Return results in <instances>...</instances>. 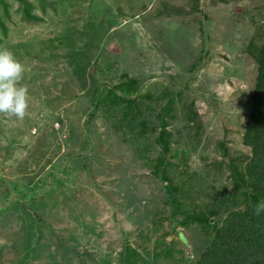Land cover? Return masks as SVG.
<instances>
[{
    "label": "rangeland",
    "instance_id": "rangeland-1",
    "mask_svg": "<svg viewBox=\"0 0 264 264\" xmlns=\"http://www.w3.org/2000/svg\"><path fill=\"white\" fill-rule=\"evenodd\" d=\"M0 17V48L25 65L30 97L23 120L0 113V264H123L125 245L136 264H197L209 236L154 172L150 128L171 94L172 148L189 164L182 199L239 207L224 152H249L247 48L264 43V0H0ZM130 79L136 117L95 107Z\"/></svg>",
    "mask_w": 264,
    "mask_h": 264
},
{
    "label": "trees",
    "instance_id": "trees-1",
    "mask_svg": "<svg viewBox=\"0 0 264 264\" xmlns=\"http://www.w3.org/2000/svg\"><path fill=\"white\" fill-rule=\"evenodd\" d=\"M0 26L6 31V24L1 17ZM202 37L204 38V35ZM200 40L202 44L205 43L204 39ZM247 53L257 66L254 88L250 94L253 107L243 125V144L249 152L232 156L227 150L224 152L226 155L224 163L227 164L231 177L236 181L238 191L236 199L233 193L229 194L228 198L234 196V199L239 201V207L227 206L225 195L220 199L214 198L211 194L207 195L208 200L199 210H195L196 208L190 204L192 202L182 199L185 195L183 188L186 186L185 174L189 170V164L186 150L182 153L172 148V133L168 128L167 120L171 116L175 101L171 94H165L167 104L158 112L160 129L157 130L155 126L150 128L157 132L155 141L160 149L156 156L154 172L164 181L174 203L182 207L187 216L199 224L209 236V242L201 252L197 264H264V212L259 214L256 212V206L264 203V43L258 45L255 41H251ZM206 54L209 57L210 51ZM138 84L137 79H130L106 87L105 93L106 90L109 92L101 96L98 105L94 103L95 107L98 108L103 104L110 116L114 114L112 117L121 112L120 108H125V117H136L138 99L135 94L139 90L136 87ZM90 116L93 117L94 113ZM196 117H198L197 113L194 114V118L191 116V120L196 121ZM143 126L145 129L142 133L148 130L146 122ZM114 128L120 131V128L116 126ZM141 151L139 146L135 148L138 154ZM170 157H179L178 173L181 177L177 180L176 174L172 176L170 170L174 166ZM179 236L182 238L183 232L180 231ZM132 251H135L133 247L125 245L123 264H136L138 255L136 254L134 258L133 255L131 256ZM87 257L92 259L91 255Z\"/></svg>",
    "mask_w": 264,
    "mask_h": 264
},
{
    "label": "clouds",
    "instance_id": "clouds-1",
    "mask_svg": "<svg viewBox=\"0 0 264 264\" xmlns=\"http://www.w3.org/2000/svg\"><path fill=\"white\" fill-rule=\"evenodd\" d=\"M25 65L8 49L0 48V113L23 120L29 108L28 89L21 85ZM256 212H264V203L256 206Z\"/></svg>",
    "mask_w": 264,
    "mask_h": 264
}]
</instances>
